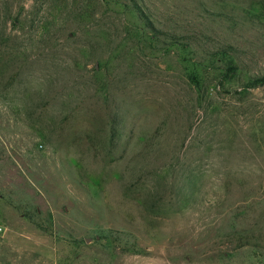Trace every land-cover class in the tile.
Returning <instances> with one entry per match:
<instances>
[{
	"label": "rangeland",
	"instance_id": "374dc122",
	"mask_svg": "<svg viewBox=\"0 0 264 264\" xmlns=\"http://www.w3.org/2000/svg\"><path fill=\"white\" fill-rule=\"evenodd\" d=\"M262 76L264 0H0V264H264Z\"/></svg>",
	"mask_w": 264,
	"mask_h": 264
},
{
	"label": "trees",
	"instance_id": "16d2710c",
	"mask_svg": "<svg viewBox=\"0 0 264 264\" xmlns=\"http://www.w3.org/2000/svg\"><path fill=\"white\" fill-rule=\"evenodd\" d=\"M254 87L260 86V85H264V76L259 77V78H255L252 83H251Z\"/></svg>",
	"mask_w": 264,
	"mask_h": 264
},
{
	"label": "built area",
	"instance_id": "2783aa9c",
	"mask_svg": "<svg viewBox=\"0 0 264 264\" xmlns=\"http://www.w3.org/2000/svg\"><path fill=\"white\" fill-rule=\"evenodd\" d=\"M3 232V227L0 226V234Z\"/></svg>",
	"mask_w": 264,
	"mask_h": 264
},
{
	"label": "water",
	"instance_id": "95a60500",
	"mask_svg": "<svg viewBox=\"0 0 264 264\" xmlns=\"http://www.w3.org/2000/svg\"><path fill=\"white\" fill-rule=\"evenodd\" d=\"M86 241H87V242H90V241H91V239H89V238H88V239H86Z\"/></svg>",
	"mask_w": 264,
	"mask_h": 264
}]
</instances>
